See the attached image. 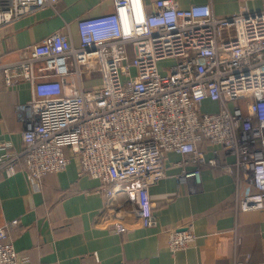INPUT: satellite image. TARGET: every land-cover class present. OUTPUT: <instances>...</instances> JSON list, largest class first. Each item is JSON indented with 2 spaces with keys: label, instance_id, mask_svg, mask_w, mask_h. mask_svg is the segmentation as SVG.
I'll use <instances>...</instances> for the list:
<instances>
[{
  "label": "built area",
  "instance_id": "1",
  "mask_svg": "<svg viewBox=\"0 0 264 264\" xmlns=\"http://www.w3.org/2000/svg\"><path fill=\"white\" fill-rule=\"evenodd\" d=\"M57 2L0 0V27ZM166 60L173 64L163 68ZM92 63L98 84L85 86L79 67L90 72ZM0 76L31 88L25 146L0 156V173L12 176L20 164L40 181L76 158L99 191L133 207L105 222L112 232L158 225L150 189L167 177L169 152L183 156L180 182L219 168L235 177L237 211H264V8L217 16L208 3L113 0L110 12L77 21L76 38L55 32L0 63ZM205 102L216 109L203 111ZM208 146L226 159L217 148L208 158ZM16 224L0 226V264L21 262L9 240ZM195 240L185 227L168 231L166 244L173 255Z\"/></svg>",
  "mask_w": 264,
  "mask_h": 264
},
{
  "label": "crops",
  "instance_id": "2",
  "mask_svg": "<svg viewBox=\"0 0 264 264\" xmlns=\"http://www.w3.org/2000/svg\"><path fill=\"white\" fill-rule=\"evenodd\" d=\"M176 2L181 8L208 3L217 16L264 8L263 0ZM112 6L113 0H58L55 9L45 7L0 27V63L27 56L29 47L55 32L69 31L76 38L78 20L102 16ZM95 84L97 79L84 85ZM30 99L28 82L6 86L0 76V156L24 148L22 133L30 120L24 106ZM214 148L224 161L220 147L208 146V158ZM182 159L178 153H167V177L150 189L156 227L122 234L107 228L109 218L133 207L123 194L109 199L99 191L100 181L81 174L76 158L64 171L40 181L29 180L20 164L12 176L0 173V226L17 221L10 227L9 240L20 264H233L246 257V264H262L264 211H237L235 177L219 168L204 166L199 180L180 182ZM185 227L193 230L196 240L172 255L167 233Z\"/></svg>",
  "mask_w": 264,
  "mask_h": 264
},
{
  "label": "rangeland",
  "instance_id": "3",
  "mask_svg": "<svg viewBox=\"0 0 264 264\" xmlns=\"http://www.w3.org/2000/svg\"><path fill=\"white\" fill-rule=\"evenodd\" d=\"M129 53H130V56H132L130 47H129ZM172 64H173V61L166 60L162 63V66H163V68H167V67L171 66ZM79 70L81 73L82 80L84 82L88 81V80H92V81L96 80V79L98 80V78H99V71H98V68H97L95 63H92V70L90 72L85 71V69L82 66L79 67ZM213 109H214L213 105L210 103L205 102L202 105L203 111H211Z\"/></svg>",
  "mask_w": 264,
  "mask_h": 264
},
{
  "label": "trees",
  "instance_id": "4",
  "mask_svg": "<svg viewBox=\"0 0 264 264\" xmlns=\"http://www.w3.org/2000/svg\"><path fill=\"white\" fill-rule=\"evenodd\" d=\"M2 225H3V224H2ZM2 225H1V226H2Z\"/></svg>",
  "mask_w": 264,
  "mask_h": 264
}]
</instances>
